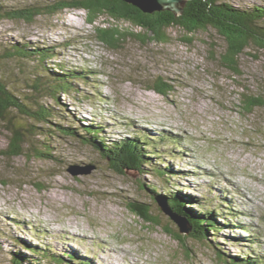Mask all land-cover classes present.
<instances>
[{"label":"rangeland","instance_id":"obj_1","mask_svg":"<svg viewBox=\"0 0 264 264\" xmlns=\"http://www.w3.org/2000/svg\"><path fill=\"white\" fill-rule=\"evenodd\" d=\"M58 1L0 3L15 11ZM222 2L240 9L264 6V0ZM112 23L143 31L107 15L90 24L84 9L66 8L34 22L0 20V79L21 99L33 95L31 85L44 75L37 73L40 63L7 53L19 44L53 51L48 70H74L87 79L73 82L77 93L62 96L63 107L40 99L59 113L48 126L67 128L75 121L80 133L82 126L101 128L98 141L108 145L144 136L150 163L145 172L172 169L173 178L167 183L155 172H115L100 150L78 137L48 138L57 159L0 155V264H13L17 256L24 264L38 261L34 247L51 254L41 259L47 264H226L219 251L264 259V108L252 115L238 108L241 93L264 92V47L251 41L234 72L223 63L229 43L214 28L199 31L191 42L183 40L185 31L171 28L166 44L130 39L111 49L95 29ZM159 77L174 86L169 97L151 89ZM8 134L0 124V153ZM164 136L170 140L160 144ZM70 170L90 173L73 176ZM149 188L165 196L182 193L199 215L220 206L219 223L235 219L218 238L212 232L200 241L180 232L162 211L165 199ZM134 201L150 205L161 225L133 214L128 204Z\"/></svg>","mask_w":264,"mask_h":264},{"label":"trees","instance_id":"obj_2","mask_svg":"<svg viewBox=\"0 0 264 264\" xmlns=\"http://www.w3.org/2000/svg\"><path fill=\"white\" fill-rule=\"evenodd\" d=\"M66 8L86 10L90 24H94L100 16L107 15L115 22L131 23L143 30L135 33L113 23L109 26L97 27L95 30L98 40L111 49L122 48L123 43L130 39H135L143 45L148 43L166 44L169 42L168 31L171 28L185 31L183 40L191 42L192 37L199 31L214 28L229 43V49L224 56L223 63L236 72L237 57L251 41L264 47V6L240 9L234 8L228 3L222 2V0H190L186 5L184 15L179 18L169 11L153 15L145 14L122 0H60L53 5H42L40 8L32 6L15 11H9L4 4L0 3V20L9 18L34 22L37 17L44 14L56 15ZM7 54L9 57L34 58L40 63L39 66L37 65V73L40 74V71H42L44 75L40 74V76H37L31 85L33 95L24 96L23 99L7 85L5 80L0 79V124L9 133V144L2 150L1 156L10 159L20 156L57 159L53 155L54 148L48 138H52L55 141V138L70 137L75 139L78 137L82 139L84 145L94 146L100 150L104 158L109 160L110 166L115 172L122 175H126L129 171H138L142 175H151L155 172L164 178L167 183L170 178H173L170 175L174 171L172 169H160L158 167L152 170L154 172H145V167L150 166V163L146 151L149 146L142 143L144 136L136 139L129 138L108 145L98 141V137L102 133L101 128L82 126L80 133V130L76 128L78 123L75 121L74 124L67 128L61 123L53 125L54 128L49 127L48 124L52 123L50 119L59 118V113L51 106L42 105L40 99L54 101L60 107L65 106L61 102V97L70 96L72 92L77 93L73 82L77 79H87L86 75L74 70H62L61 73H54L48 70L45 62L55 56V53L51 50L33 49L27 44H19L14 46L13 51ZM151 87L152 90L165 97H169L174 91V86L163 77L157 78ZM238 108L242 109L245 115H252L257 109H263L264 92L259 95L241 93ZM38 136L45 138L39 141L36 140ZM168 140L170 138L164 136L160 139V144ZM152 147L157 148L156 144ZM38 189L42 190L43 188L38 184ZM149 189L159 201L165 199L167 207L171 211L187 219L192 227L191 236L200 241L208 240L211 236L209 234L212 232L215 233L213 238H218L217 234L219 235L225 226H232L230 222L235 219L230 216L232 221H228L229 224L226 223L227 218H225L224 223H219L217 212L221 209L219 208L220 206L215 207L212 211L213 213L210 212L211 207H209V209L205 210L206 214L199 215L192 208L191 210L189 209L187 204H190V201L182 193L173 192L165 196L158 194L156 188ZM222 202L226 204V202ZM200 205L202 206V204ZM128 207L133 214L145 222L152 225H161L158 218L152 216L150 205L134 201L130 202ZM167 233L171 234L170 232ZM175 237L179 241H183L181 235H176ZM250 240L255 241L253 239ZM31 251L41 259H51V254L41 251L37 247H34ZM219 254V258L226 264H264V259L259 257L254 258L255 260L247 257L244 260L239 257H228L223 251H219ZM41 259L38 261L34 260L31 264H47ZM71 259L72 261L74 260L72 257ZM58 262L63 263V259L58 260ZM13 264L24 263L17 256Z\"/></svg>","mask_w":264,"mask_h":264},{"label":"water","instance_id":"obj_3","mask_svg":"<svg viewBox=\"0 0 264 264\" xmlns=\"http://www.w3.org/2000/svg\"><path fill=\"white\" fill-rule=\"evenodd\" d=\"M124 3H127L129 5H132L139 10H141L145 14H156V13H162V12H171L173 13L177 18L184 15L185 8L187 3L190 0H122ZM71 174L73 176H79L80 174H89L87 173H80L75 170H70ZM162 211L168 215L173 222H175L182 234H191L192 233V227L190 226L187 219L179 216L177 213H174L171 211L170 208L166 206H161Z\"/></svg>","mask_w":264,"mask_h":264},{"label":"bare ground","instance_id":"obj_4","mask_svg":"<svg viewBox=\"0 0 264 264\" xmlns=\"http://www.w3.org/2000/svg\"><path fill=\"white\" fill-rule=\"evenodd\" d=\"M228 203V202H227Z\"/></svg>","mask_w":264,"mask_h":264}]
</instances>
